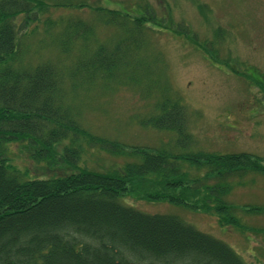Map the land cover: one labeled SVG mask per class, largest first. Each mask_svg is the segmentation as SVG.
I'll return each instance as SVG.
<instances>
[{"label":"trees","instance_id":"trees-1","mask_svg":"<svg viewBox=\"0 0 264 264\" xmlns=\"http://www.w3.org/2000/svg\"><path fill=\"white\" fill-rule=\"evenodd\" d=\"M86 6L96 12L95 23L61 20V31L52 34L55 22H43L52 39L48 46L58 58L38 62L26 58L24 37L50 7ZM92 6L69 0H0V264H248L229 244L179 216L148 214L124 204L122 197L215 212L221 225L243 227L236 204L227 201L230 178L264 174V157L247 152L128 150L119 140L86 130L75 102L83 89L106 93L130 88L154 100L147 124L176 133L177 145L188 146L193 136L187 107L169 82L160 55L150 54L148 48L154 24L187 37L221 70L253 66L220 57L222 28L212 39L201 41L188 25L165 26L149 7L134 13ZM203 7L199 9L206 14ZM100 29L105 39L99 38ZM81 139L132 160L118 169L78 168L75 173L34 180L24 179L7 160V143L31 141L38 147L36 159H52L62 151L75 163L83 151ZM65 140L70 145L59 151L57 146ZM185 162L205 173L194 176ZM254 210L264 212V206L246 209Z\"/></svg>","mask_w":264,"mask_h":264},{"label":"rangeland","instance_id":"rangeland-1","mask_svg":"<svg viewBox=\"0 0 264 264\" xmlns=\"http://www.w3.org/2000/svg\"><path fill=\"white\" fill-rule=\"evenodd\" d=\"M69 1L134 13H142L145 11L143 8L149 7L158 18L164 19L165 26L188 25L201 41L212 39L214 31L222 28L221 48L218 45L220 57L230 56L253 66L248 70L241 66L236 72L228 70L227 66L221 70L207 60L187 37L175 35L154 24L156 30L149 34L148 48L150 54L160 55L169 82L183 98L193 143L178 146L176 133L147 124L146 118L153 111L154 100L144 99L139 92L127 87L106 93L105 89L79 91L76 109L86 130L96 136L119 140L127 144L128 150L144 147L186 154L200 151L217 154L247 152L264 157V0ZM203 5L206 14L199 9H204ZM78 18L95 23L96 12L87 6L81 9L50 7L41 15V22L30 25L29 37H24L26 58L33 62L58 58L55 49L48 46L52 39L46 34L43 22L46 19L55 22L56 26L51 30L55 34L61 31V20L66 22ZM34 29L36 32L32 34ZM104 32L102 29L98 31L100 39H105ZM247 75L252 78H247ZM79 143L83 151L75 163L66 160L62 151L55 158L38 160L33 155L38 147L31 141L7 143L6 156L8 163L27 180L63 176L77 172L78 168L118 169L132 160L112 156L84 139ZM65 145H70L68 140L57 149ZM184 166L187 170L192 169L189 162ZM191 172L200 177L205 170L195 168ZM214 182L215 179L210 180V183ZM230 184L227 201L236 204L235 212L243 227L223 226L215 212L207 213L169 201H148L128 195L122 197V202L148 214L177 215L200 231L229 244L248 264H264V212L246 211L264 206V174L249 172L243 178L232 176Z\"/></svg>","mask_w":264,"mask_h":264}]
</instances>
